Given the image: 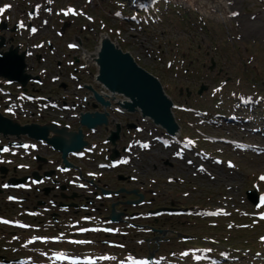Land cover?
Wrapping results in <instances>:
<instances>
[{
    "label": "flooded vegetation",
    "instance_id": "obj_1",
    "mask_svg": "<svg viewBox=\"0 0 264 264\" xmlns=\"http://www.w3.org/2000/svg\"><path fill=\"white\" fill-rule=\"evenodd\" d=\"M58 9L44 0L0 15V54L22 64L20 80L0 74V217L12 237H33L35 246L125 264L153 252L155 229L176 236L159 227L175 214L155 211L189 205L158 201L157 171L183 154L139 109L98 89L80 54L99 30ZM188 111L174 110L180 124Z\"/></svg>",
    "mask_w": 264,
    "mask_h": 264
},
{
    "label": "rangeland",
    "instance_id": "obj_2",
    "mask_svg": "<svg viewBox=\"0 0 264 264\" xmlns=\"http://www.w3.org/2000/svg\"><path fill=\"white\" fill-rule=\"evenodd\" d=\"M30 1L34 0H0V8L5 7L2 3H8L10 7L8 6L7 11L16 13L22 8H28ZM162 1H157L156 6L158 12L164 11L163 15L167 19L164 20L155 13L154 16L142 15L132 22L125 19L122 22L114 15L116 10L121 9L118 3L125 6V0H61L60 5L64 9L72 5L76 11L83 10L85 16L93 18L96 30L103 28L99 16L106 19L112 27V34L116 33L115 38L126 44V48L143 66L159 74L163 84L170 86V95L176 107L207 109V114L199 113L196 116L195 113H190L184 118L191 135L201 134L200 141L189 140L193 150H184L185 156L174 161L173 167H166V171H157L160 179L158 192L161 197L158 201L167 202L173 199L189 206L194 205L189 218L195 222L183 218L184 230L192 234L206 235L204 218L208 213L225 214L234 211L249 216L261 215V209L246 199L245 190L256 184L264 192V184L261 181L255 183L258 174L260 177L264 176V0H225L229 3L225 15L216 10L206 11L194 0ZM254 15L262 27L259 34L248 32V23L245 21L247 16ZM181 55L185 62L178 61L181 65H172L173 61L181 59ZM188 60L193 64L189 66L186 74L182 72V68L187 66ZM211 60L214 61V67L208 71L212 65ZM169 61L170 65L167 64ZM218 68H221V73L216 76ZM200 83L207 86L197 96L195 91ZM260 83L262 89L258 88ZM180 86L191 89L190 93L193 94L190 98L184 95V90L180 92ZM224 94L233 96V101H225L224 96L227 95ZM214 98L217 100H213ZM242 99L248 101L242 104ZM217 103L221 106L227 105L230 112L220 118L216 116L217 112L215 115L209 114L215 112ZM231 112L238 121L227 122L226 118ZM187 127L185 130H189ZM215 136L240 140L245 146L247 143L253 145L240 149L236 145L232 146V143L213 141ZM167 175L178 179L174 183H167L163 181ZM0 234V248H5L6 235ZM262 249H259V254L256 252L245 255L237 261L243 260L241 264H264V247ZM1 251L8 253V250ZM222 251L219 249L215 255L220 253L223 255L221 259L226 260L228 254ZM12 256L10 254L3 257ZM29 257L31 260L27 259L25 264H32L35 258L47 262L53 259V256ZM196 258L197 254L190 250L187 259Z\"/></svg>",
    "mask_w": 264,
    "mask_h": 264
},
{
    "label": "water",
    "instance_id": "obj_3",
    "mask_svg": "<svg viewBox=\"0 0 264 264\" xmlns=\"http://www.w3.org/2000/svg\"><path fill=\"white\" fill-rule=\"evenodd\" d=\"M132 1L147 3L150 0ZM87 60L96 64L95 77L99 82L111 92L125 96V99L119 101L121 107L139 109L143 117L151 118L171 135L178 132V125L171 112L173 102L170 97L165 94L160 81L140 67L129 52L121 51L115 41L102 36L96 52L90 53ZM21 66L7 52L0 54V74L9 80H20ZM246 195L254 204L259 200L255 189L247 190Z\"/></svg>",
    "mask_w": 264,
    "mask_h": 264
},
{
    "label": "trees",
    "instance_id": "obj_4",
    "mask_svg": "<svg viewBox=\"0 0 264 264\" xmlns=\"http://www.w3.org/2000/svg\"><path fill=\"white\" fill-rule=\"evenodd\" d=\"M236 216V219H230L231 222H236L239 224L235 229L236 231L233 230L235 233L234 235L229 236L222 231V233H224L223 235L215 237L210 232H212V228L214 229L217 227H212L209 225L206 226V230L209 233L207 234V238H205L204 242L207 244V246L214 248L219 245H225L226 247L235 249L246 248L252 251L261 243L258 239V235L261 233V227H263L261 223L262 221L258 224L256 223V220L254 222H246V220H248V216L244 215L243 213L236 214ZM221 229L226 231L231 230L229 228L225 229V225L223 223L221 225Z\"/></svg>",
    "mask_w": 264,
    "mask_h": 264
},
{
    "label": "bare ground",
    "instance_id": "obj_5",
    "mask_svg": "<svg viewBox=\"0 0 264 264\" xmlns=\"http://www.w3.org/2000/svg\"><path fill=\"white\" fill-rule=\"evenodd\" d=\"M194 1L197 4H201V6L204 7L206 11L216 10L222 15L223 14L225 15L227 9L229 8V3H227L225 0H194ZM256 19H257L256 15L247 16L245 19V21L248 23V32H250L251 34H255V33L259 34L262 30V27L257 23ZM114 93L116 92H111L108 94V96L113 98Z\"/></svg>",
    "mask_w": 264,
    "mask_h": 264
},
{
    "label": "snow or ice",
    "instance_id": "obj_6",
    "mask_svg": "<svg viewBox=\"0 0 264 264\" xmlns=\"http://www.w3.org/2000/svg\"><path fill=\"white\" fill-rule=\"evenodd\" d=\"M10 7V6H9ZM4 10L3 9H0V13H2ZM71 11V10H70ZM235 15V14H234ZM5 151H7V149H4ZM262 180H264V176L261 177ZM5 187H7V185H5ZM264 218V217H262Z\"/></svg>",
    "mask_w": 264,
    "mask_h": 264
}]
</instances>
